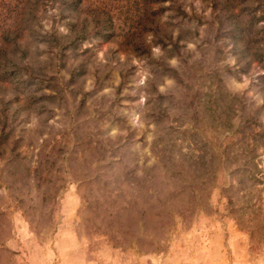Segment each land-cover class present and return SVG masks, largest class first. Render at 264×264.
Segmentation results:
<instances>
[{
  "label": "rangeland",
  "instance_id": "1",
  "mask_svg": "<svg viewBox=\"0 0 264 264\" xmlns=\"http://www.w3.org/2000/svg\"><path fill=\"white\" fill-rule=\"evenodd\" d=\"M0 264H264V0H0Z\"/></svg>",
  "mask_w": 264,
  "mask_h": 264
}]
</instances>
